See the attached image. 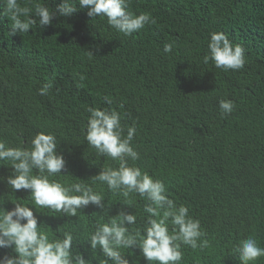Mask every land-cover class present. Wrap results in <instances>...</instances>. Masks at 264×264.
Returning <instances> with one entry per match:
<instances>
[{
  "label": "trees",
  "instance_id": "16d2710c",
  "mask_svg": "<svg viewBox=\"0 0 264 264\" xmlns=\"http://www.w3.org/2000/svg\"><path fill=\"white\" fill-rule=\"evenodd\" d=\"M20 3L29 6V0ZM130 10L150 12L156 23L125 36L77 5L71 17L11 36L10 21L0 17V140L29 147L37 132L56 136L66 168L50 179L91 185L105 206L89 205L76 217L36 208L38 227L54 237L71 232L73 251L103 264L99 250L87 247L96 225L124 208L137 215L131 230H142L148 215L138 194L125 205L122 195L93 183L102 168L118 162L88 146L87 108L120 112L122 124L137 129L132 144L140 159L129 164L162 180L169 198L187 206L207 234L209 247H182L181 264H239L232 249L241 239L252 235L264 246V0H130ZM213 31L245 48L243 69L225 72L202 62ZM165 43H173L170 54ZM45 83L51 87L41 95ZM220 99L235 102L227 117ZM11 171L0 162V176ZM15 203L36 207L28 191L15 193L0 182V212ZM5 253L11 250L0 249ZM122 254L131 264H148L139 249Z\"/></svg>",
  "mask_w": 264,
  "mask_h": 264
},
{
  "label": "clouds",
  "instance_id": "9594fccd",
  "mask_svg": "<svg viewBox=\"0 0 264 264\" xmlns=\"http://www.w3.org/2000/svg\"><path fill=\"white\" fill-rule=\"evenodd\" d=\"M77 5L92 19L106 20L112 29L125 36L156 23L150 12L131 11L130 0H60L55 7L50 6V0L47 3L29 0V6H22L20 0H0V17L10 21L9 34L15 36L29 33L37 25L44 29L56 19L71 17ZM172 50L173 43H165L163 51L170 54ZM88 55L91 58L93 51ZM202 62L206 65L211 62L225 72L239 71L245 67L246 50L241 44L230 41L225 32L213 31ZM50 87L51 84L45 83L39 89L40 94L47 95ZM104 103L111 105L113 101L105 96ZM218 107L221 115L227 117L233 113L235 102L220 99ZM87 111L90 115L82 132L88 146L98 155L118 162V167L102 168L93 177V183L106 184L110 191L125 198V205L131 204L130 194H138L146 202L143 211L148 214L142 230H131L130 226L137 223V215L121 208L115 218L98 223L88 234L87 247L99 250L105 258L103 264L109 261L131 264L122 254L124 249H139L148 264H181L183 246L193 250L209 247L200 221L189 215L187 206H177L169 198L165 183L129 164L140 159L132 144L137 131L135 124L123 125L121 113L116 110L88 107ZM57 149L56 136L42 131L34 135L29 147H11L0 140V162L10 164L12 169L7 177L0 176V182L15 193L28 191L36 206L15 203L11 210L0 212V249L11 250L0 256V264H91L84 252L73 251L75 237L71 232L54 237L38 227L41 222L34 214V209L36 212V208H43L63 213L64 217H76L79 210L89 205L104 209L103 195L91 185L73 182L66 186L50 179L66 168L65 157L58 154ZM232 251L239 264H255L264 258V246L252 235L241 239Z\"/></svg>",
  "mask_w": 264,
  "mask_h": 264
}]
</instances>
